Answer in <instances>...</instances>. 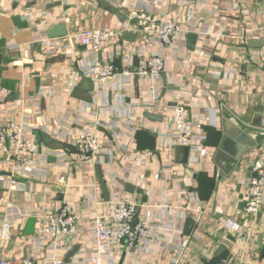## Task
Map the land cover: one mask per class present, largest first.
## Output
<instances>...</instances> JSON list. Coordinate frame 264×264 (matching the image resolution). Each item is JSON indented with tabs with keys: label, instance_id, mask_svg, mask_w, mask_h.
Wrapping results in <instances>:
<instances>
[{
	"label": "crops",
	"instance_id": "1",
	"mask_svg": "<svg viewBox=\"0 0 264 264\" xmlns=\"http://www.w3.org/2000/svg\"><path fill=\"white\" fill-rule=\"evenodd\" d=\"M188 2L0 0V122L25 123L49 153L28 171L29 176L19 178L27 185L23 192L11 191L8 173L0 171V223L7 218L13 224L10 240L0 241V257L11 261L36 256L64 260L74 247L72 238L54 245L50 241L27 243L24 238L36 234L35 211L56 209L65 198L77 206V237H83L91 227L96 203L104 201L95 171L91 175L82 165L69 166L67 192L61 194L60 173L50 154L61 150L50 148L42 138L46 135L59 142L57 131L72 129L92 130L107 141L108 152L98 168L110 192V188H118L120 196L137 203L136 222L166 225L161 241L131 250L122 246L117 264H175L177 248L183 242L186 246L178 264L237 260L242 245L236 234L245 225L244 218L236 214L241 207L242 182L254 162L264 164V140L233 162L241 145L236 141L234 119L264 129V42L250 45L242 32L257 30L264 23V0ZM164 11L181 26L183 33L174 46L181 51L178 54L189 57L187 61L160 48L152 38L143 42L128 31L134 40L121 38L104 47L100 60L115 65L125 60L136 69L145 55L156 52L165 60L161 80L133 78L119 91L83 76L88 54L83 47L67 45L70 35L92 29L118 30L126 23L133 29L141 21L153 28L155 15ZM50 30H55L53 38L48 37ZM189 34L196 36L191 49ZM48 88L51 94L46 93ZM151 89H156L162 100L154 110L142 104ZM175 98L191 105L190 116L202 123L206 136L204 153H195L197 160L191 163V152L175 145L166 108ZM206 116L211 122L203 121ZM223 137L226 140L220 148ZM70 148L73 155L75 150ZM130 153L141 158L133 162ZM179 179H183L181 185ZM127 185L134 187L133 193L125 191ZM183 190L200 201L203 222L197 224L188 215L183 219L181 209L189 204ZM163 205L172 207L171 211L162 209ZM225 220H230L229 226ZM246 236L247 264H264V207L259 223Z\"/></svg>",
	"mask_w": 264,
	"mask_h": 264
},
{
	"label": "built area",
	"instance_id": "2",
	"mask_svg": "<svg viewBox=\"0 0 264 264\" xmlns=\"http://www.w3.org/2000/svg\"><path fill=\"white\" fill-rule=\"evenodd\" d=\"M182 4L189 3L188 0H179ZM156 23L153 28H147L143 21L139 22L137 28H131L129 24H122L118 30L112 29H92L74 33L68 37L69 47H83L88 54L87 67L82 70L85 78L98 85L110 84L112 90H123L126 84L133 78L147 79L152 82H159L165 72L164 57L156 52H152L143 57L136 69L124 60V64L115 65L113 63H103L99 58L100 51L119 41L124 33L132 31L143 42L152 38L155 43L168 52L177 54L185 61L189 57L178 54L181 52L174 46L177 38L183 33L177 19L168 15L165 11L155 15ZM244 40L264 41V23L257 30H243ZM151 39V40H152ZM51 45H53L51 43ZM49 51L48 53H51ZM228 75V74H227ZM45 93V92H44ZM47 94L52 91L48 88ZM1 99V98H0ZM172 106H167L175 145L180 148H187L192 157L190 163L197 160L195 153L203 154L205 151L204 142L206 136L200 127L201 122H194L190 116V104H185L181 98H175ZM162 100L156 89L148 92L146 100L142 101L143 106L148 110H154L156 104ZM166 103V102H165ZM164 103V106L166 104ZM205 123L211 122L206 116ZM32 128L25 123H20L12 119H4L0 122V171L8 173V185L11 191L23 192L27 185L19 178L29 176L28 171L40 163L43 157L49 154L45 152L35 140ZM59 142L67 147H73L75 153L69 154L68 150L54 151L50 154L55 158L57 171L60 176L57 183L62 187L61 194L67 192V168L72 165H82L87 173L91 175L95 168L99 167L103 157L108 152V143L102 140L99 135L92 130L72 129L65 132L57 131ZM144 156H147L146 154ZM141 155L130 153V159L137 162ZM128 160H126L127 163ZM190 168L191 166L188 165ZM179 185L183 179L178 180ZM94 188V184H89ZM243 196L240 200L241 207L236 211L245 220L242 230L237 231V238L241 249L237 252V260H222L221 264H247L245 241L254 227L259 223L261 210L264 207V164L256 161L253 164L249 176L242 182ZM109 189V188H108ZM109 201L97 202L91 227L88 228L83 237H77V223L79 215L77 206L68 202L65 198L56 209L46 208L34 212L37 219L36 234L32 238H24L27 243L38 244L40 241H50L52 245L72 238L74 246L78 250L68 264H117L122 254L121 247L131 250L134 247L149 244L151 241H161L163 232H166V225H148L144 222H136L138 205L129 196H120L118 188H110ZM189 200V204L181 209L183 219L186 215L199 224L202 221V205L200 201L185 190L181 193ZM11 205L7 204L9 208ZM162 209L171 211L172 207L163 205ZM229 226L230 220H225ZM13 224L11 220L4 218L0 223V241L6 242L12 236ZM186 246L183 242L177 248L175 264H178L182 252ZM76 256V258H74ZM0 264H63V259L48 256L44 259L24 258L11 261L0 257Z\"/></svg>",
	"mask_w": 264,
	"mask_h": 264
},
{
	"label": "water",
	"instance_id": "3",
	"mask_svg": "<svg viewBox=\"0 0 264 264\" xmlns=\"http://www.w3.org/2000/svg\"><path fill=\"white\" fill-rule=\"evenodd\" d=\"M118 16V15H117ZM56 29V28H55ZM59 30H63L64 31V27L63 26H59L58 28ZM55 30H50L48 32V37L49 38H53L54 37V32ZM65 34V32H62V36ZM123 40L132 42L134 40V36L130 33H124L122 36ZM187 41L189 44V49L192 48V46L194 45L195 41H196V36L194 34H189L187 37ZM264 41H253V40H249L248 43L250 45H255L258 43H261ZM85 98H88L86 96H84ZM225 110V109H224ZM223 110V114L225 116L226 119H230L231 116L227 113V111ZM235 123L237 124V133H238V137H237V142L240 145V148L237 151V154L233 157V162H236V160L239 158V156L241 155L242 152H244L246 149H251V148H256L257 145L260 143L261 140H264V129L257 127V126H247L244 125L240 120H236L234 119ZM253 135V138H250L249 135ZM42 138L44 140V143L49 145L50 148L54 149V150H69L71 152H73V149L70 147H67L63 144H61L60 142H55L53 141L51 138H49L46 135H42ZM226 140V138L223 137L222 143L220 148H222V145L224 143V141ZM182 151L187 152V148H180ZM95 173L97 175L98 178V182H99V186H100V190H101V194L103 197V200L105 202L109 201L110 199V193H109V189L108 186L101 174L100 168L96 167L95 168ZM125 191L127 193H133L134 192V187L127 185L125 187ZM78 250V246H74L65 256L64 260H63V264H68L70 263L71 258L74 256V254L76 253V251ZM121 264V263H120Z\"/></svg>",
	"mask_w": 264,
	"mask_h": 264
}]
</instances>
